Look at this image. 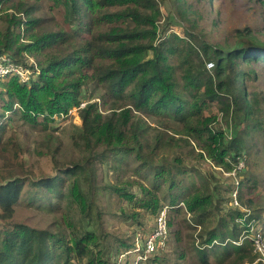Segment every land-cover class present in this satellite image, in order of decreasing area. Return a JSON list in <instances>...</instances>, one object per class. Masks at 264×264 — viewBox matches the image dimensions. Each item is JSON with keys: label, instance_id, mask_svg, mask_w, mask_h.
<instances>
[{"label": "trees", "instance_id": "16d2710c", "mask_svg": "<svg viewBox=\"0 0 264 264\" xmlns=\"http://www.w3.org/2000/svg\"><path fill=\"white\" fill-rule=\"evenodd\" d=\"M42 1L0 0V19L7 22L0 29V62L32 71L28 80L18 74L0 79V159L9 169L0 171V264H129L144 230L112 252L107 249L109 233L97 224L93 176L99 161L112 159L115 166L133 160L134 172L147 179L146 185L139 183L138 193L113 186L122 198L156 219L165 207L183 213L190 229L199 228L187 247L199 264H213L211 257L220 264L254 263L258 256L252 239L238 242L261 219L253 198L243 193L245 187L257 188L258 174L240 177L241 205H233L234 183L225 197L212 173L188 166L180 153L169 157L162 151L184 150L185 141L196 157L238 175L259 140L264 151V100L249 91L257 62L264 63V40L250 32L231 45L203 42L196 47L193 33H161L164 13L158 0H47L63 22L39 32L43 19L35 12ZM174 8L188 20V0H174ZM208 61L215 62L214 72L207 69ZM92 84L111 102L106 111L91 97L84 99ZM73 108H79L81 121L72 135L82 150L78 162L57 164L48 175L12 171L21 166L23 145L7 135V119L18 115L26 124L47 128ZM221 115L239 124L237 133L229 136L218 127ZM148 117L162 120L161 125H150ZM166 119L177 121L180 129L165 126ZM240 162L244 166L238 169ZM81 179L88 183L87 193ZM65 199L88 220L83 230L65 211L68 238L15 218L20 202L42 209L56 208ZM157 261L153 254L142 264Z\"/></svg>", "mask_w": 264, "mask_h": 264}, {"label": "rangeland", "instance_id": "374dc122", "mask_svg": "<svg viewBox=\"0 0 264 264\" xmlns=\"http://www.w3.org/2000/svg\"><path fill=\"white\" fill-rule=\"evenodd\" d=\"M13 1L15 0H10V3ZM188 1L191 12L188 20H183L182 14L174 8V0H158L159 6L164 13L160 22L161 33L162 31H166L165 33L175 31L182 36L193 33L196 37L191 38L196 47L203 42H209L214 45H231L241 34L250 32L264 40V2L258 0H211V3L205 4L200 0ZM56 9H52V4L47 2V0L42 1L40 8L35 12L37 17L43 19L37 27L39 32L61 26L63 22L61 14ZM6 26L7 22L0 19V29H5ZM27 57L31 62L36 60L33 56L27 55ZM255 67L257 78L249 82V91H255L256 95L264 100V63L257 62ZM214 68L210 72H214ZM26 73L25 75L32 76L31 70ZM102 95L103 89L92 84L87 93L84 92L83 97L84 99L91 97L92 101H98L100 109L106 111L111 106V102H106ZM78 112L79 109L73 108L67 117L58 118L47 128L43 124L38 126L26 124L19 119L18 115H14L11 120L7 119V135L18 138L23 145L21 166L19 165V168L15 167L11 170L16 171L18 175L20 173L33 176L48 175L54 172L57 164L78 162L81 158L82 150L74 144L72 138L75 132V125H79L81 122ZM229 118L221 115L218 127L225 129L228 135L231 136L237 133L240 128L239 124ZM161 121L157 117H148V123L153 126H160ZM176 123L177 121L172 119L165 120V126L167 125L171 129L176 127L179 130L180 124ZM182 143L186 145L184 150L169 148L162 152L169 157L180 153L185 157L186 160L184 162L188 166L208 175L212 173L214 177L220 180V186L224 190L222 195L225 197H229L230 192L228 191L232 189L233 183L235 184L234 189L236 188V181H239L240 177L243 178L246 174L252 172L258 174L257 188L248 190L245 187L243 193L246 198L250 196L253 198L255 205L259 209L258 213L261 215V219L251 229V233L254 234L258 231L264 233V151L261 144L262 140H259V146L252 147V154L250 158L246 159L245 169L239 175L237 171L227 172L216 168L212 161L206 157H196L195 153H190L191 146L187 145L185 141ZM196 151L200 150L196 148ZM113 160L99 161L96 174L93 176L95 178L93 199L100 214L97 224L102 231L109 233L107 249L112 252H114L116 247L121 246L123 242H129L137 230L142 229L144 233H150L154 229L156 219V215H145L143 209L138 208L132 201L122 198L119 193L113 190V186H125L128 191L138 193L139 183H144L145 185L147 183V179L134 172L133 160H130L129 164L124 166H115L116 162ZM3 165V160L0 159V171H8L9 169ZM69 182L70 180L67 179L65 188L68 187ZM87 184L84 179H81V188L86 193L88 192ZM242 187L239 185V189ZM236 189L237 191L239 190L238 188ZM15 208L17 221L25 222L33 227L48 228L66 238L69 237V229L63 220L65 211L73 217L78 227L83 230H85L88 222L87 218L82 215L80 208L72 205V203L69 205L67 199L56 208L45 207L38 209L27 202H20ZM122 208H125V210ZM134 212L139 213L137 218L132 216ZM165 215L172 225H170L167 234L168 239L164 242V248L155 253L158 258V264H194L193 260L196 264H199L196 258L187 250V247L194 243L193 238L195 239L199 235V228L190 229L183 213L167 208ZM138 221H141L142 226ZM93 225L96 226L95 223ZM0 228H2L1 222ZM196 243L198 242L196 241ZM183 254L186 256L182 257L181 255ZM114 256L115 254H112L111 260ZM107 258L110 259L109 256ZM124 258L122 257L121 259L124 261ZM85 259L87 260V258ZM211 261L213 264H220L214 260V257H211ZM246 264H264V262L262 261L261 263L257 258L254 263Z\"/></svg>", "mask_w": 264, "mask_h": 264}, {"label": "built area", "instance_id": "2783aa9c", "mask_svg": "<svg viewBox=\"0 0 264 264\" xmlns=\"http://www.w3.org/2000/svg\"><path fill=\"white\" fill-rule=\"evenodd\" d=\"M8 61V60H7ZM207 69L209 71H212V69L215 66V62L208 61L206 63ZM29 72L28 69H24L22 66L16 65L12 62H6L5 59L0 62V79L6 78L10 74H18L20 75L24 80H28L29 76L25 75L26 72ZM85 103H82L80 107L84 106ZM79 107V108H80ZM77 108V109H79ZM244 162H240L238 169L243 168ZM236 170H234L235 172ZM240 181H236V188L239 189ZM234 189L232 192V203L233 205H240L238 200V193L239 190ZM165 209L162 211V213L157 217L156 219V225L150 233L145 234L143 238V243L138 242V246L135 249V252L133 253V260L130 261L129 264H142L144 261L149 258V256L155 254L161 247L164 246L165 240L167 241V234L169 232V226L167 222V216L165 215ZM250 238L253 241V251L258 256V260L264 262V233L261 231H258L257 233H243L240 242L243 240ZM164 248V247H163Z\"/></svg>", "mask_w": 264, "mask_h": 264}]
</instances>
